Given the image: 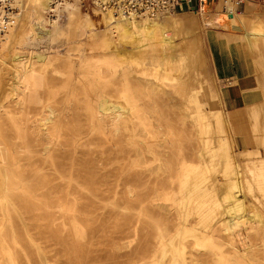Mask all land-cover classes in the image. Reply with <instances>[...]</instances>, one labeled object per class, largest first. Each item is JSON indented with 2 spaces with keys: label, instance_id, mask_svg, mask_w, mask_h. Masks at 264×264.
Masks as SVG:
<instances>
[{
  "label": "rangeland",
  "instance_id": "rangeland-1",
  "mask_svg": "<svg viewBox=\"0 0 264 264\" xmlns=\"http://www.w3.org/2000/svg\"><path fill=\"white\" fill-rule=\"evenodd\" d=\"M223 1L202 14L176 11L192 21L175 35L178 46L162 48L166 57L128 46L120 56L115 48L94 53L71 35L37 55L27 1L11 4L14 20L0 34V89L34 64L41 92L54 86L48 102L56 113L41 135L42 106L1 103L0 148L21 142L20 129L35 158L17 172L30 186L0 189V264H264V0L239 13ZM80 6L99 22L104 11ZM225 56L232 77L219 70Z\"/></svg>",
  "mask_w": 264,
  "mask_h": 264
},
{
  "label": "bare ground",
  "instance_id": "bare-ground-1",
  "mask_svg": "<svg viewBox=\"0 0 264 264\" xmlns=\"http://www.w3.org/2000/svg\"><path fill=\"white\" fill-rule=\"evenodd\" d=\"M11 4L13 2L24 1V0H0V34H4V27H8L12 24L14 19H11V15L7 13L4 9V4L7 2ZM27 6L26 11L29 13L28 17L30 19V25L34 30V41H35V53L42 54L47 53L53 47H56V40L61 38L63 35H71L74 37H79V43L77 44H87L91 51L94 53H102L107 54L109 53L110 48H115L118 50L117 55H123V51L121 48L128 46L132 50L134 49H141V48H148L149 51H155L157 54L156 56H167L168 51L165 53L162 48L164 46H178L179 41L175 40V35L180 34V32L188 27L192 21V19L188 20L187 23L181 21L177 17L176 11H167L158 13L155 15L150 14H141V15H124L121 13H116L114 10L107 8H100L98 6L87 4L83 5L81 1L78 0H26ZM222 1V0H221ZM224 2V1H223ZM249 1H246V3ZM222 3V2H221ZM26 4V3H25ZM229 2H227V5ZM15 5V4H14ZM92 6L104 12L100 15L99 22H96L95 18L89 13H83L81 6ZM221 5V4H220ZM225 5V3H224ZM210 7V6H209ZM25 8V7H24ZM221 9V8H220ZM22 10V9H21ZM208 10V9H207ZM239 13V10H235ZM234 11V12H235ZM65 13L67 15L66 25L63 26L60 22L62 18V14ZM242 13V12H241ZM13 14V13H12ZM231 14V13H230ZM6 15L8 19H6ZM22 15V14H21ZM220 15V14H219ZM233 15V14H232ZM242 15V14H240ZM145 16V17H143ZM230 17V15H228ZM234 16V15H233ZM239 16V15H238ZM245 16V15H244ZM20 17V15H19ZM141 17V18H139ZM220 17V16H219ZM241 17V16H240ZM247 17V16H246ZM249 17V16H248ZM247 17V18H248ZM251 17V16H250ZM66 18V17H65ZM234 18V17H233ZM28 19V18H26ZM15 22V21H14ZM27 25V24H26ZM29 26V25H28ZM27 26V28H28ZM25 27V26H24ZM30 27V28H31ZM189 29V28H188ZM6 30V29H5ZM186 31L188 32L187 28ZM185 31V32H186ZM32 32V31H31ZM185 34V33H184ZM186 36H190L186 33ZM10 35V34H9ZM22 35V34H21ZM29 35V34H28ZM9 37V36H8ZM29 37V36H28ZM180 37V36H179ZM178 37V38H179ZM185 37V36H184ZM191 37V36H190ZM177 38V39H178ZM186 38V37H185ZM0 39L3 37L0 36ZM181 39V38H180ZM188 40V39H187ZM1 41V40H0ZM33 41V39H32ZM183 41V40H182ZM46 42V46L37 48L36 45ZM186 42V40H185ZM184 42V43H185ZM1 43V42H0ZM33 43V42H32ZM143 43V45H142ZM190 43V42H189ZM58 44V43H57ZM77 44H70L69 50L70 52L74 53L77 51L78 46ZM31 45V44H30ZM29 45V46H30ZM181 45V44H180ZM58 48V46H57ZM179 48V47H178ZM65 50V49H64ZM30 53V52H29ZM65 53V52H64ZM32 54V52H31ZM62 54V53H61ZM34 55V53L32 54ZM36 55V58H37ZM38 57H41V56ZM46 55V54H45ZM48 55V53H47ZM52 55V54H51ZM87 55V54H86ZM49 56V55H48ZM73 56V55H72ZM85 56V55H83ZM102 56V55H101ZM34 57V56H33ZM82 57V56H81ZM122 57V56H121ZM17 58V56H16ZM67 57H65L66 59ZM28 59V58H27ZM35 59V58H34ZM40 59V58H39ZM43 59V58H42ZM18 60V59H17ZM49 60V59H48ZM70 60V59H69ZM121 60V59H120ZM37 61V60H36ZM39 61V60H38ZM37 61V63H39ZM45 61V60H44ZM47 61V60H46ZM51 61V60H50ZM55 61V60H54ZM75 61V60H74ZM113 61V60H112ZM16 62V61H15ZM76 62V61H75ZM109 62V61H108ZM27 63V62H26ZM46 63V62H45ZM79 63V61H78ZM1 65V64H0ZM19 66V65H18ZM27 66V65H26ZM37 66V64H36ZM16 67V66H15ZM23 67V66H22ZM21 67V68H22ZM43 67V66H42ZM45 67V66H44ZM105 68L104 66H102ZM19 68V67H17ZM20 68V69H21ZM77 68V67H76ZM13 70V69H12ZM60 70V68H59ZM109 70V68H108ZM130 70V68L128 69ZM61 71V70H60ZM2 72V71H1ZM57 72V70H56ZM105 72V71H104ZM109 72V71H107ZM42 73V72H41ZM41 73L35 68L34 64H30L28 62V66L22 71L14 70L11 78L8 81V86L5 90L0 89V94L4 93L3 96L0 98V107L1 103L5 98L14 99L16 104L22 105L26 100L31 101L35 105L42 106L43 110L41 120L39 126V133L41 135L50 129L48 124L46 123L51 122L54 114V110H52L50 99L54 94V90L52 89V85L48 84L45 91L41 92V88L44 86V79ZM1 74V73H0ZM120 74V73H119ZM101 75V74H100ZM1 76V75H0ZM92 76V75H91ZM105 76V75H104ZM46 79V78H45ZM100 79V78H99ZM104 79V78H103ZM3 81V77L0 78ZM77 81V80H76ZM102 81V79H101ZM47 82V81H46ZM81 82V81H80ZM97 83V82H96ZM47 84V83H46ZM72 85V84H71ZM70 85V86H71ZM1 86V85H0ZM83 87V86H82ZM76 88V87H75ZM104 88V87H103ZM66 90V89H65ZM47 91V93H46ZM88 91V90H87ZM64 92V90H63ZM77 92V91H75ZM105 92L108 93V86L106 87ZM60 93V92H59ZM94 94V93H93ZM100 94V93H99ZM58 95V94H57ZM85 96V95H84ZM93 96V95H92ZM75 97V96H74ZM88 97V96H87ZM66 98H68L66 96ZM65 98V99H66ZM84 98V97H83ZM76 99V98H75ZM88 99V98H87ZM99 99V98H98ZM71 100V99H70ZM50 101V102H48ZM84 101V100H82ZM9 102V101H8ZM12 102H14L12 100ZM64 102H66L64 100ZM73 103V102H71ZM15 104V105H16ZM64 104V103H63ZM68 104V103H67ZM78 104V102H77ZM107 100L102 94L100 96V100L98 101V111L103 115H107L106 111H108V107L106 106ZM164 105V104H163ZM12 106V105H11ZM64 106V105H63ZM92 106V105H91ZM118 106V105H117ZM21 107V106H20ZM80 107V106H79ZM97 107V106H96ZM18 108V107H17ZM24 108V107H23ZM41 108V107H40ZM47 108H50V111L47 115ZM58 108V107H57ZM65 108V107H64ZM5 109V108H4ZM30 109V108H29ZM28 109V110H29ZM79 109V108H78ZM129 109V108H128ZM1 110V109H0ZM15 110V109H14ZM20 110V109H19ZM49 110V109H48ZM64 110V109H63ZM82 110V109H81ZM90 110V109H89ZM116 110V109H115ZM130 110V109H129ZM17 111V110H16ZM22 111H25V109ZM62 111V110H60ZM12 112V111H11ZM27 112V111H26ZM25 112V115H26ZM66 112V111H65ZM80 112V111H79ZM96 112V111H95ZM109 112V111H108ZM124 112V111H123ZM17 113V112H16ZM56 113V112H55ZM113 113V112H112ZM126 113V112H124ZM29 114V113H28ZM40 114V113H38ZM98 114V113H97ZM117 114V113H116ZM128 114V113H127ZM21 115V114H19ZM17 115V116H19ZM55 115V114H54ZM57 115V114H56ZM63 114H59L61 116ZM5 116V115H4ZM102 116V117H103ZM121 116V115H120ZM30 117V116H29ZM124 116H122L123 118ZM4 118V117H3ZM19 118V117H18ZM133 118V117H132ZM67 119V118H66ZM77 119V118H76ZM131 119V115L128 118L121 119V122L126 124L127 120ZM2 120V119H1ZM20 120V119H19ZM62 122V119H59ZM65 120V119H64ZM104 120V119H103ZM114 122L113 126L118 129L119 122L116 119H112ZM3 121V120H2ZM5 121V120H4ZM21 121V120H20ZM37 122V120H35ZM46 121V122H45ZM68 121V120H67ZM95 121V120H94ZM93 121V122H94ZM100 121H102L100 119ZM27 122V120H26ZM32 122V121H31ZM96 122V121H95ZM3 123V122H2ZM6 123V122H4ZM38 123V122H37ZM36 123V125H37ZM59 123V122H58ZM101 123V122H100ZM16 124V123H15ZM19 124V123H18ZM33 124V123H31ZM55 124V121L54 123ZM107 124V123H106ZM109 124V123H108ZM6 125V124H5ZM23 125V124H21ZM112 125V124H109ZM169 125V124H168ZM171 125V124H170ZM35 126V125H34ZM7 127V126H6ZM26 127V126H25ZM171 127V126H170ZM9 128V127H8ZM82 128V127H81ZM93 128V127H92ZM109 128V126H108ZM34 129V128H33ZM55 129V128H53ZM57 129V126H56ZM65 129V128H64ZM32 130V129H31ZM35 130V129H34ZM20 129H17L19 135L16 137L21 140V142L12 143L9 141H5L4 147L0 148V189H16L19 190L20 188H24V185H29L31 181H25L21 175H19L18 169H21L22 164L25 159L34 160L35 154L34 149L27 144L24 140V137L20 136ZM87 131V130H86ZM104 131V130H103ZM34 131H32L33 133ZM51 132V131H50ZM88 132V131H87ZM90 132V131H89ZM36 133V132H35ZM84 133V132H83ZM82 133V134H83ZM115 133V132H114ZM117 133V132H116ZM31 134V133H30ZM29 134V135H30ZM38 134V133H37ZM175 134V133H174ZM33 135V134H32ZM45 136H51L53 142L56 141L55 135H51L46 133ZM57 136V135H56ZM37 137V136H36ZM44 137V136H43ZM42 137V138H43ZM27 138V137H26ZM47 138V137H46ZM78 139V138H77ZM38 140V139H37ZM48 140V139H47ZM50 140V139H49ZM48 140V141H49ZM46 141V140H45ZM62 141V140H61ZM64 142V141H62ZM79 142V141H78ZM50 144V143H48ZM55 145V143H53ZM62 144V143H61ZM65 144V142H64ZM164 145V144H163ZM54 148V147H53ZM51 148L46 146V150ZM152 149V148H151ZM5 151V153L3 152ZM196 152V151H195ZM30 153V154H29ZM48 154H51L50 151ZM153 154V153H152ZM193 154V153H192ZM197 154V153H196ZM158 156V155H157ZM193 162V161H192ZM56 164V163H55ZM16 168V169H15ZM16 170V171H14ZM33 180V179H32ZM20 183H23L20 185ZM30 186V185H29ZM163 186V185H162ZM164 187V186H163ZM28 188V187H26ZM15 191V190H14ZM135 191V190H134ZM12 192V191H11ZM31 192V191H30ZM129 192H132L129 189ZM134 193V192H133ZM27 194V193H26ZM22 195V194H21ZM10 197V196H9ZM8 197V198H9ZM28 197V196H27ZM133 197V196H132ZM11 199V198H10ZM12 200V199H11ZM4 201V200H3ZM17 201V200H16ZM8 202V200H7ZM11 202V201H10ZM13 204V203H12ZM18 205V203L16 204ZM15 206V205H14ZM172 207V206H171ZM176 208V207H175ZM12 209H14L12 207ZM19 209V208H18ZM178 209V208H177ZM7 210V209H6ZM3 212V211H2ZM177 212V211H176ZM3 214V213H2ZM5 214V213H4ZM23 214V213H22ZM176 214V213H175ZM9 216V213L7 214ZM179 216V213L178 215ZM6 217V216H5ZM7 218V217H6ZM179 218V217H178ZM236 219V218H235ZM8 220V219H7ZM175 220V219H174ZM179 220V219H178ZM181 220V217H180ZM235 222V220H233ZM232 221V222H233ZM163 222V221H161ZM246 222V221H245ZM236 223V222H235ZM253 223V222H252ZM163 224V223H161ZM171 224V223H170ZM187 224V223H186ZM250 224V223H249ZM1 225V224H0ZM10 225V224H9ZM189 225V224H188ZM264 225V224H263ZM5 226V224H4ZM168 226V224H167ZM246 226V224H245ZM250 226V225H249ZM7 227V226H6ZM171 227V226H170ZM187 227V226H186ZM189 227V226H188ZM79 228V227H78ZM165 228V227H164ZM218 229V228H217ZM260 229V228H259ZM5 230V229H4ZM80 230V229H79ZM159 230V229H158ZM214 230V229H213ZM248 230V229H247ZM256 230V229H255ZM7 231V230H5ZM14 231V230H13ZM181 231V230H180ZM217 231V230H216ZM165 232V230H164ZM163 232V233H164ZM172 232V231H171ZM218 232V231H217ZM216 232V233H217ZM260 232V231H259ZM262 232V231H261ZM9 232L5 233L6 235ZM11 233V232H10ZM215 233V232H214ZM17 234V233H16ZM15 234V235H16ZM166 234V233H165ZM183 234V233H182ZM262 234V233H261ZM260 234V235H261ZM4 235V234H3ZM162 235V234H161ZM164 235V234H163ZM17 236V235H16ZM212 236V235H211ZM215 236V235H214ZM218 236V235H217ZM5 237V236H4ZM13 237V236H12ZM175 237V236H174ZM8 238V237H6ZM182 238V237H181ZM251 238V237H250ZM260 238V237H259ZM164 239V238H163ZM176 239V238H175ZM213 239V238H212ZM221 239V238H220ZM242 239V238H241ZM246 239V238H245ZM13 240V239H12ZM248 240V239H247ZM254 240V239H253ZM252 240V241H253ZM8 241V240H7ZM11 241V240H10ZM157 241V240H156ZM160 241V240H159ZM181 241V240H180ZM243 241V240H242ZM262 241V240H261ZM217 242V241H216ZM248 242V241H247ZM246 242V243H247ZM250 242V241H249ZM248 242V243H249ZM260 242V241H259ZM15 243V242H14ZM19 243V240H18ZM243 243V242H242ZM4 244V243H3ZM7 244V242H6ZM16 244V243H15ZM181 244V242H180ZM186 244V243H185ZM253 244V243H252ZM19 245V244H18ZM21 245V244H20ZM158 245V244H157ZM14 246V245H13ZM252 246V245H251ZM16 247V246H15ZM188 247V246H187ZM259 247V246H257ZM12 248V247H11ZM14 248V247H13ZM250 249V248H249ZM13 250V249H12ZM180 251V250H179ZM197 251V249H196ZM249 251V250H248ZM187 252V251H186ZM210 252V251H209ZM247 252V251H246ZM193 254V253H192ZM250 254V253H249ZM211 257L213 254H210ZM194 256V255H193ZM216 256V255H215ZM246 256V255H245ZM258 257V256H257ZM261 257V256H260ZM217 258V257H216ZM250 258V257H249ZM6 259V258H5ZM16 259V258H15ZM197 259V258H196ZM253 259V258H252ZM14 260V259H13ZM207 260V259H206ZM215 260V259H214ZM251 260V259H250ZM257 260V259H256ZM195 261V260H194ZM209 261V260H208ZM255 261V260H254ZM198 262V260H197ZM206 262V261H205ZM214 262V261H213ZM212 262V263H213ZM217 262V261H216ZM264 262V261H263ZM200 263V262H198ZM218 263V262H217ZM201 264V263H200ZM209 264V263H208ZM214 264V263H213ZM216 264V263H215ZM220 264V263H218Z\"/></svg>",
  "mask_w": 264,
  "mask_h": 264
},
{
  "label": "built area",
  "instance_id": "built-area-1",
  "mask_svg": "<svg viewBox=\"0 0 264 264\" xmlns=\"http://www.w3.org/2000/svg\"><path fill=\"white\" fill-rule=\"evenodd\" d=\"M83 5L92 4L100 8H110L116 13L124 15H155L167 11H184L197 9V13L206 12L207 8L215 2V0H78ZM218 1V0H217ZM250 0H224L226 8L231 10H239ZM227 2L229 4L227 5ZM15 8V7H14ZM8 1L4 4L7 13L13 9ZM225 8V10H226ZM6 19H8L6 15ZM6 29V27H4Z\"/></svg>",
  "mask_w": 264,
  "mask_h": 264
},
{
  "label": "crops",
  "instance_id": "crops-1",
  "mask_svg": "<svg viewBox=\"0 0 264 264\" xmlns=\"http://www.w3.org/2000/svg\"><path fill=\"white\" fill-rule=\"evenodd\" d=\"M218 66H219V70L221 72V75L225 76V77H232L231 75L234 73L236 74V70L234 67V64L231 63L230 59L228 57H219L218 59ZM228 96V102L230 103L231 107H238L239 102L234 95L230 96V93L227 95Z\"/></svg>",
  "mask_w": 264,
  "mask_h": 264
}]
</instances>
